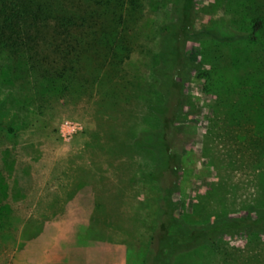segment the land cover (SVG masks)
Here are the masks:
<instances>
[{"label": "rangeland", "instance_id": "374dc122", "mask_svg": "<svg viewBox=\"0 0 264 264\" xmlns=\"http://www.w3.org/2000/svg\"><path fill=\"white\" fill-rule=\"evenodd\" d=\"M182 7L138 1L124 64L103 70H116L125 88L115 105L96 94L99 82L52 88L39 73L27 76L22 57L0 52V214L9 221L0 264H154L164 188L184 237L264 213V130L253 117L231 118V57L250 43L255 19L264 43V0H190L186 19ZM170 38L183 65L174 115L166 106L174 66L161 55ZM186 45L195 47L193 62L181 58ZM251 45L260 51L259 40ZM258 55L264 64V49ZM164 105L165 119L157 112ZM193 244L166 264H264V224L222 229L213 247Z\"/></svg>", "mask_w": 264, "mask_h": 264}, {"label": "trees", "instance_id": "16d2710c", "mask_svg": "<svg viewBox=\"0 0 264 264\" xmlns=\"http://www.w3.org/2000/svg\"><path fill=\"white\" fill-rule=\"evenodd\" d=\"M138 1L0 0V52L6 53L9 58L15 60L22 57L27 76L30 78L34 75L38 76L39 73V77L52 88L57 86L63 91H66V88L78 91L85 89L90 81L93 84L99 82L102 92H99L98 86L96 94L105 97L108 102L110 99L115 105L119 101L118 98L126 97L122 93L125 88L120 90V86H117L116 70L108 71L106 75L103 70L105 65L111 70L124 64L125 56L133 46L132 37L128 36V33L132 32L133 23L136 21ZM189 4L190 0H183L181 15L185 19L189 17ZM261 25V20H254L252 29L246 37L250 43L238 53L242 54L241 58L237 52L231 57L233 72L231 92L234 91L233 88H238L235 91V94L238 91V99L234 102L231 118L238 123L253 117L257 127L263 131L264 64L261 63L263 59L258 55L261 48L264 49V43L260 44L258 38ZM174 33V29L168 30L170 36L175 37ZM171 40L172 42H169L165 49L168 51L162 52L161 55L166 62H172L171 65L174 66L166 101L167 109H171L173 114L179 106L176 90L172 84L179 80L183 65L181 63L176 65V60L174 62L178 41L173 38ZM256 40H259L260 51L252 53L251 47L254 46L251 44ZM194 50V46L186 45L181 58L185 57L193 62ZM247 66H249V74L246 70ZM252 69H254L253 73ZM103 75V80H100ZM225 91L227 94L230 92L229 88ZM166 106L157 110L162 118L166 113ZM7 131L12 133L13 129L7 126ZM157 150L160 151L159 148ZM261 156L264 158V147L259 154V157ZM160 167L161 171L168 169L166 158L161 162ZM1 186L0 182V190H2ZM163 191L162 204L158 212V226L150 239V246L155 245V249L150 254V260L154 264H166L168 258L173 257L180 249H185V244L194 245L197 240L213 247L215 235L222 229L237 230L242 226L264 224V213L256 212L243 222L225 218L213 223L211 227L191 229L184 237L175 228L177 219L173 205L175 198L171 191L165 188ZM3 218L5 219L0 214V228L9 224V221H3Z\"/></svg>", "mask_w": 264, "mask_h": 264}]
</instances>
